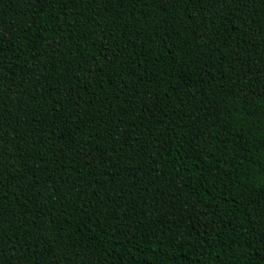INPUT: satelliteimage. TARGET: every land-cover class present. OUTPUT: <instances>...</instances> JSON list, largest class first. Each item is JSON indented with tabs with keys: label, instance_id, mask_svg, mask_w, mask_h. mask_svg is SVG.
<instances>
[{
	"label": "trees",
	"instance_id": "obj_1",
	"mask_svg": "<svg viewBox=\"0 0 264 264\" xmlns=\"http://www.w3.org/2000/svg\"><path fill=\"white\" fill-rule=\"evenodd\" d=\"M0 264H264V0H0Z\"/></svg>",
	"mask_w": 264,
	"mask_h": 264
}]
</instances>
